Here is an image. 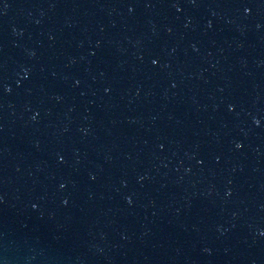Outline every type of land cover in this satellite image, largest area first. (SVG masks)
Segmentation results:
<instances>
[{
  "label": "water",
  "instance_id": "water-1",
  "mask_svg": "<svg viewBox=\"0 0 264 264\" xmlns=\"http://www.w3.org/2000/svg\"><path fill=\"white\" fill-rule=\"evenodd\" d=\"M0 264H264V0H0Z\"/></svg>",
  "mask_w": 264,
  "mask_h": 264
}]
</instances>
